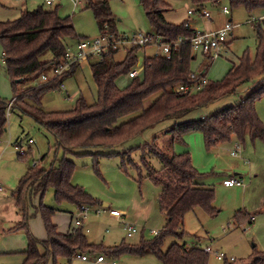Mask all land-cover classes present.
I'll return each instance as SVG.
<instances>
[{
    "label": "trees",
    "instance_id": "16d2710c",
    "mask_svg": "<svg viewBox=\"0 0 264 264\" xmlns=\"http://www.w3.org/2000/svg\"><path fill=\"white\" fill-rule=\"evenodd\" d=\"M139 1L156 38L171 42L195 35V30L185 28L189 21L181 25L166 21L165 12L172 10L167 0ZM190 1L196 7V12L201 15L200 12L205 10L207 5H219L224 0ZM228 1L234 7L244 6L249 10L264 8V0ZM88 8L93 10L100 33L120 35L116 33L113 13L106 0L90 2ZM254 30L258 43L255 58L245 53L239 60V65L222 81H208L200 91L187 94L175 91L181 86L192 88L198 84V80L191 77L194 72L191 66L195 54L191 46L186 44L174 52L170 59L162 55L143 58L142 75L133 77L127 87L120 88L117 81L123 76H132L137 68L143 49L137 47L128 51L122 62H116L113 53L104 60L93 63L91 73L98 92L97 100L89 103L87 98L81 95L73 109L62 112H47L42 109L41 98L49 91L59 90L63 82L80 67L75 65L60 77H54V71L64 62L67 50L73 47L71 42L77 39L71 18H61L57 10L47 11L43 7L34 11L26 10L15 21L0 22V46L14 92L13 108L19 107L23 113L40 123L56 138L57 145L66 153L75 154L78 151L93 149L109 151L165 120L176 121L170 130L173 143L182 141L187 134L199 132L204 137L207 149H211L230 143L234 139L241 144L247 137L252 141L264 139V124L256 110V103L264 99V23H257ZM210 65L208 60L203 71H207ZM42 76H47V83H40ZM26 83L34 85L21 89ZM247 84H252L253 87L238 105L196 121L177 122L191 111L237 94L239 89ZM10 102L0 96V139L5 137L7 132V108ZM21 144V140L15 143L19 147H22ZM137 149V152H140L139 163L133 160L132 154L136 151L132 150L112 154L85 152L81 155L90 154L95 157L96 172H99L100 157L119 156L124 168L127 164L133 165L141 182L145 172V178L162 186L159 205L167 218L164 229L153 240L143 238L137 245H127L125 242L114 247L95 245L88 241L82 219L76 229L68 234H60L53 223L58 210L43 205L41 201L36 213L42 217L48 238L45 242L35 239L29 230V209L33 195H40L43 199L47 191L53 189L58 203L68 202L80 208L100 205L84 190L73 185L72 177L76 165L64 158L50 169L39 165L31 167L15 191L16 205L22 220L9 232L24 231L27 235V259L24 264L70 262L79 253L104 254L115 259L124 255L139 258L151 255L161 264L208 263V255L199 247L187 248L186 245L177 243L166 251L163 247L166 237L184 234L183 223L188 213L201 209L209 216L217 215L218 210L214 206L215 190L199 183L205 174L195 168L188 153H166L156 144V140ZM26 154H18V160H24ZM148 155L159 158L162 164L160 170L152 167L145 158ZM251 217L240 212L236 218L238 222H242L249 221ZM236 263L235 261L225 264ZM238 264H264V251H257L255 248L246 263Z\"/></svg>",
    "mask_w": 264,
    "mask_h": 264
},
{
    "label": "rangeland",
    "instance_id": "374dc122",
    "mask_svg": "<svg viewBox=\"0 0 264 264\" xmlns=\"http://www.w3.org/2000/svg\"><path fill=\"white\" fill-rule=\"evenodd\" d=\"M22 1L26 0H0V22L15 21L26 9L34 11L39 7H43L47 11L57 10L61 18H71L77 39L73 40L70 45L75 46L80 39L93 40L101 36L93 10L88 8L90 2L97 3L99 0H79L80 3L77 9H74L71 0H55L53 6H47L44 0H27V7L21 5ZM106 1L109 3L113 13L116 33L127 36L137 33L155 35L139 0ZM167 1L171 5L172 10L165 12L164 16L166 21L173 25H181L191 19V22L193 20L199 21V23H195L197 27H203L201 21L206 22L208 24L207 27H222L229 20L235 26L234 30L231 31L232 33L227 36L225 46L226 49L228 48L227 53H224L218 60L211 63L207 69L206 74H208L210 82L217 83L222 81L234 67L239 65V60L245 53H249L251 58H255L258 45L254 30L256 24L253 27L250 23L258 21L264 16L263 7L249 10L244 6L234 7L228 0H224L219 5H208L207 10L212 14V20H203L190 0ZM223 7H227L230 10L231 14L229 16L223 14ZM190 11L195 12V15L189 16L188 13ZM127 53L128 51L121 49L114 56V60L122 62ZM140 55L142 57L162 55V49L150 45L143 48ZM1 58L2 51L0 49V96L3 99L12 101L14 92L4 67V61ZM195 59L192 62L191 70L200 72L202 68H205L207 62L199 54H195ZM97 61L98 59L95 58L82 64L75 75L65 80L64 90L60 88V90L49 91L45 94L41 98V107L48 112L70 111L74 108L81 95H84L89 103H94L98 98V92L92 78L91 65ZM131 81V76H123L118 80L117 85L120 88H125ZM31 86L32 83H26L20 88L24 89ZM252 87V84L244 85L237 94L191 111L180 120H177V122L196 121L228 107L236 106L248 96ZM177 89L175 90L176 92ZM256 110L264 124V99L256 103ZM175 124L176 121L174 120H165L142 135L134 137L109 151L93 149L71 154L66 153L59 147L56 138L42 127L40 123L23 113L19 108L14 107L8 118L5 137L6 139L13 138L14 142L16 139L21 138L22 149L27 154L24 160H20V164L27 169L34 167V165L50 169L52 165L57 166L59 161L64 158L76 165V171L72 177L73 185L78 186L100 203L98 206L87 205L93 211H101V215L92 212L84 219L85 233L91 244L103 245L104 247L119 246L123 242L127 245H137L143 238L145 240H153L156 236L152 234V231L161 232L167 222V218L159 205V198L163 188L145 178V172L141 182L139 174L133 165L127 164L124 168L119 156L100 157L99 174L94 169L95 157L90 154H81L85 152L112 154L132 150L136 151L132 154L133 160L139 163L140 152H137V148L146 147L154 140L166 153L177 155L188 153L191 155L195 168L201 174H205L199 183L215 190L214 206L218 213L216 216H209L201 209L188 213L183 223L182 232L184 234L166 237L163 250L166 251L175 243L186 245L187 248L197 246L204 249L210 247L212 254H208L207 264L226 263L218 260L216 257L217 252L224 253L228 257H234L236 264L246 263L253 255L255 248L257 251H264V219L261 220L263 225L259 229L254 230L255 223L250 225L248 220L238 222L236 217L240 212L248 217L255 216L259 218L264 216V139L252 141L247 137L244 142L246 146L245 152L248 149L250 153L254 152L256 156L257 162H254V164L263 167V172L257 182L253 183L255 177L253 181L249 180L246 167L242 171L231 170L228 165L224 169L220 167L222 162H226L231 157V151L235 149V142L217 145L218 149L221 150L220 156L214 150L217 146L207 149L204 137L199 132L187 134L182 141L173 143L170 130ZM30 139L35 141L34 145L29 144ZM15 143H13V146H15ZM251 157H253V154H251ZM145 158L156 170L162 168L161 161L156 156L148 155ZM246 159L250 162L255 161V158ZM236 174L238 175L236 176ZM242 176L246 188H226L224 186L223 182L226 179H239ZM5 194L7 196L11 195L8 192ZM35 197L33 195L31 199L34 200ZM37 199L38 205L42 201L43 205L63 212L57 214V216H65L72 213L75 216L77 215L78 218L81 214L80 207L74 204L68 202L58 203L53 189L48 190L43 199H41L40 195L37 196ZM105 204L110 207V210H107L104 206ZM252 207H255L256 211L251 210L253 209ZM111 210L125 211V222L121 223L115 220L110 215ZM34 215L35 212H32L31 216ZM61 221L64 220L62 219ZM124 223L136 226L139 231L138 234L128 238ZM87 256L89 257L88 262L72 259L71 264H96L93 260L100 255L87 253ZM127 258L130 260H145L143 264H161L157 258L151 255L143 258L121 256L116 259L106 256V262L103 264H112V262L128 264Z\"/></svg>",
    "mask_w": 264,
    "mask_h": 264
},
{
    "label": "crops",
    "instance_id": "0c3cea01",
    "mask_svg": "<svg viewBox=\"0 0 264 264\" xmlns=\"http://www.w3.org/2000/svg\"><path fill=\"white\" fill-rule=\"evenodd\" d=\"M27 4L28 3L26 0V1H22L21 5L27 7ZM207 6L204 8L205 10H207ZM74 9H77V8L74 7ZM188 15L189 16L195 15V12L193 14L188 13ZM225 16H229V15H225ZM202 19L203 20H212V14H211L210 18H208V19L202 18ZM187 21H189L191 29H193L195 31H202V32L218 31V30L224 28V26L226 25L225 24L222 27L219 26L216 28L207 27L208 24L206 22L200 20L203 27H197V25L195 23H199L198 20H195V21L193 20L191 22V19H188ZM229 22H231V20H229ZM248 22H250V21H248ZM259 22L264 23V16L262 18H260L258 21H253L250 24H251V26L254 27V25L259 23ZM234 28H235V26L233 25V30H234ZM0 49H1V46H0ZM227 49L225 47L224 50L221 51L220 57L224 53H227V51H228ZM1 51H2V49H1ZM115 55H116V53L114 54V56ZM145 57L144 56L142 57L140 55V59L145 58ZM202 59L206 62L208 61L204 58H202ZM1 60H3V53H2ZM215 61H212L210 63H213ZM4 67H5V65H4ZM80 67H81V65H80ZM203 70L204 69L202 68L201 71L198 73H203L208 80V74H206L207 71H203ZM73 75H75V74H73ZM131 78H133V76H131ZM64 82H63V85H64ZM33 85H34V83H32V86ZM59 90H60V88H59ZM202 118H204V117H202ZM248 139H250V138L248 137ZM20 140H21V138H18V139H16L15 142L20 141ZM15 142H14L13 138L6 139V137H3L2 139H0V185L3 187V190L0 191V264H24L26 259H27L26 251H27V247H28V240H27L26 233L24 231H20V232H16V233H10L9 232V230H11L15 226H17L22 220V216L18 212L17 205H16L17 200H16V196H15V191H16L21 179L26 175V173L30 169V168L27 169L25 166L20 164L21 161L18 160V154L19 153H17L18 151L16 150V145L13 146V143H15ZM232 142L236 143L237 141H236V139H234L230 143H232ZM218 146H217V148H214V150L216 151V154L218 156H220L221 150L218 149L219 148ZM245 147L246 146L243 143L242 149L239 152V154H237L236 156H233L231 154V157L226 162H222L220 167L222 169H224V167H226V165H228V168H230L231 170H236V171L237 170L242 171L243 168L246 167L249 180L253 181V178L255 177V181H253V183H256L257 179L260 177V175L263 172V169H262L263 167H260V166H257V164H254V162H257L254 152L250 153V151L247 148H246L247 150L245 152ZM251 154H253V157H251ZM246 158H255V161L250 162ZM237 175L238 174H236V176ZM238 180L243 181L244 180L243 176L241 178H239ZM226 181H228V180L226 179L223 182L224 186L226 188H234V187H227L225 185ZM242 188H246L244 181H243ZM7 192L10 193L11 195L7 196V194H5ZM37 201H38V199H37V197H35V199L32 200V207L29 209V217H31V219L29 221V230L35 239L42 241V242H45V241H47L48 236H47V233L45 230V226H44L42 217L36 213V209L39 207ZM34 202H35V204H34ZM105 207L107 208V210H110V207L108 205ZM252 208L253 209H251V210L256 211L255 207H252ZM32 212H35L34 216H31ZM120 212H122L124 214V216L122 217L121 220H119V222L123 223V222H125V218H126L125 211L120 210ZM59 213H63V212L58 210V212L55 214V216L53 218V223L57 226V231L60 234H68L72 230L77 228V226H78L77 221H76L77 215L75 216L72 213H69V214L65 213L67 215L57 216V214H59ZM252 217L254 218V220L252 221V223H249V224L251 225V224L255 223V225L253 227L254 230L259 229V227H261L263 225V223H261V220L264 219V216H261L259 218L255 217V216H252ZM62 219L64 221H61ZM114 219L117 220L116 218H114ZM195 247H197V246H195ZM85 255H87V254H85ZM100 255H103V254H100ZM105 256H108V255H105ZM128 256L130 257V255H124L122 257H128ZM131 257H134V256H131ZM112 258L115 259L114 257H112ZM137 258H139V257H137ZM144 261L145 260H130L129 258H127L128 264H143ZM64 262L65 261H63L62 263H64ZM62 263H60V264H62ZM70 263H71V261H70Z\"/></svg>",
    "mask_w": 264,
    "mask_h": 264
},
{
    "label": "built area",
    "instance_id": "2783aa9c",
    "mask_svg": "<svg viewBox=\"0 0 264 264\" xmlns=\"http://www.w3.org/2000/svg\"><path fill=\"white\" fill-rule=\"evenodd\" d=\"M74 7H78L80 1L79 0H71ZM47 6H53L55 0H44ZM223 13L225 15H230L231 12L227 7H223ZM194 12H189V14H193ZM201 17L204 19L210 18L211 14L207 10H202L200 12ZM185 28H190V24H187ZM233 30V25L231 22L227 23L224 28L218 30V31H210V32H202V31H196L195 35L190 38H179L176 41L171 42H165L162 39L156 38L152 35H144L142 33L133 34L131 36L127 35H119L116 36L109 32L101 33V36L99 38L90 40V39H80L78 43L70 47L65 55V60L63 63H61L54 71V77L58 78L60 77L64 72L71 69V67L75 65H82L86 62H88L91 59H98V60H104L105 57L116 53L120 51L121 49H125L126 51H130L133 48H146L147 46H156L162 49V56L170 59L172 54L179 50L180 47L183 45H190L192 48V51L194 54H199L202 58L209 60L210 62L217 60L220 55L221 51L224 49L227 41V36L231 33ZM143 63V62H142ZM139 64V63H138ZM143 72V64L141 67L137 65V68L132 73L133 77H139L142 75ZM194 80H198V84L192 88L189 86H181L177 89L178 93H195L197 91H200L207 83L208 80L206 76L203 73L193 72L191 76ZM47 76H42L40 83H47L48 82ZM61 90H64V86L61 85ZM13 99L7 108V117L9 118L12 108H13ZM29 144L33 145L35 144V141L33 139L29 140ZM242 149V145L240 142H236L235 149L232 151V155L236 156L239 154V152ZM16 150L19 151V154H24V150L22 147L16 146ZM37 165H34V167ZM225 185L227 187H242L243 181L238 180L235 178L229 179L225 182ZM3 190V187L0 185V191ZM81 214L77 218V224H79V221L82 219L84 220L86 217H88L89 214L92 212L96 213L97 215H101V211H93L90 207L82 206L80 208ZM110 215L113 218H116L118 221L122 219L124 214L117 210H111ZM254 220L253 217L248 221L249 223H252ZM125 231L127 232V237L131 238L135 234H138V229L136 226H132L130 224L124 223ZM159 231H152L153 235H158ZM204 253L212 254V249L210 247H206L203 249ZM216 257L220 261L230 262L233 263L236 261L234 257H228L224 253H216ZM73 259H78L83 262H88L89 257L85 254H76ZM96 264H103L106 262V256L100 255L96 259L93 260ZM63 264H71L69 261L64 262ZM112 264H118L116 262H112Z\"/></svg>",
    "mask_w": 264,
    "mask_h": 264
},
{
    "label": "water",
    "instance_id": "95a60500",
    "mask_svg": "<svg viewBox=\"0 0 264 264\" xmlns=\"http://www.w3.org/2000/svg\"><path fill=\"white\" fill-rule=\"evenodd\" d=\"M139 61H140V62H139V64H138V66L141 67V66H142V62H143V58H141ZM105 206H107V205L105 204Z\"/></svg>",
    "mask_w": 264,
    "mask_h": 264
}]
</instances>
